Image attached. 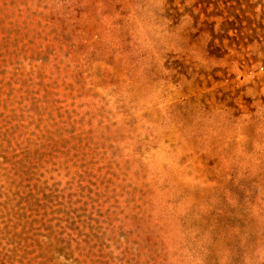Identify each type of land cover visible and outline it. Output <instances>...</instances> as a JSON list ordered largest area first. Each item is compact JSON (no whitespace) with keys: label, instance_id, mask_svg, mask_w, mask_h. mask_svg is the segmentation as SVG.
I'll use <instances>...</instances> for the list:
<instances>
[{"label":"rangeland","instance_id":"obj_1","mask_svg":"<svg viewBox=\"0 0 264 264\" xmlns=\"http://www.w3.org/2000/svg\"><path fill=\"white\" fill-rule=\"evenodd\" d=\"M0 264H264V0H0Z\"/></svg>","mask_w":264,"mask_h":264}]
</instances>
